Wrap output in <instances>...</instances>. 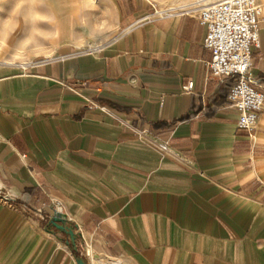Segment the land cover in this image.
Segmentation results:
<instances>
[{
	"label": "crops",
	"instance_id": "1",
	"mask_svg": "<svg viewBox=\"0 0 264 264\" xmlns=\"http://www.w3.org/2000/svg\"><path fill=\"white\" fill-rule=\"evenodd\" d=\"M81 1L46 0L39 60L0 38V264H264V110L237 127L203 0H98L105 39ZM258 39L264 93V4Z\"/></svg>",
	"mask_w": 264,
	"mask_h": 264
},
{
	"label": "built area",
	"instance_id": "2",
	"mask_svg": "<svg viewBox=\"0 0 264 264\" xmlns=\"http://www.w3.org/2000/svg\"><path fill=\"white\" fill-rule=\"evenodd\" d=\"M262 3L256 0H220L201 8L199 18L207 31L203 44L211 52L208 67L210 73L221 78H232L234 82L227 94V104L238 113L237 127L251 130L264 110V93L254 87L251 75V49L258 46V30ZM160 13V10H154ZM189 82L187 88H190ZM91 105L104 109L93 101ZM142 136L145 135L142 133ZM147 140L162 152H169L167 142ZM52 210V223L67 219L62 201L50 197L44 205ZM36 212L45 218L43 206ZM90 258L89 253L84 254Z\"/></svg>",
	"mask_w": 264,
	"mask_h": 264
},
{
	"label": "rangeland",
	"instance_id": "3",
	"mask_svg": "<svg viewBox=\"0 0 264 264\" xmlns=\"http://www.w3.org/2000/svg\"><path fill=\"white\" fill-rule=\"evenodd\" d=\"M163 4H179L194 0H156ZM212 0H203L204 6L211 4ZM79 3H75L78 6ZM81 23L89 28V23L95 25V30L88 34L91 38L109 36L106 31L107 17L105 8L99 6L98 0L81 1ZM46 0H0V38L3 47L7 49L20 48L32 61L39 60L40 50L35 44H42V40L50 37L52 26ZM69 9V8H68ZM64 10V19L71 18L74 14L69 9ZM84 9V10H83ZM60 17L56 18L59 19ZM102 39V40H103ZM2 47V46H1ZM40 53V54H38ZM2 60V58H0Z\"/></svg>",
	"mask_w": 264,
	"mask_h": 264
},
{
	"label": "bare ground",
	"instance_id": "4",
	"mask_svg": "<svg viewBox=\"0 0 264 264\" xmlns=\"http://www.w3.org/2000/svg\"><path fill=\"white\" fill-rule=\"evenodd\" d=\"M218 1H220V0H217V1H215V2H218ZM215 2H212V3H215Z\"/></svg>",
	"mask_w": 264,
	"mask_h": 264
},
{
	"label": "water",
	"instance_id": "5",
	"mask_svg": "<svg viewBox=\"0 0 264 264\" xmlns=\"http://www.w3.org/2000/svg\"><path fill=\"white\" fill-rule=\"evenodd\" d=\"M83 264V263H82Z\"/></svg>",
	"mask_w": 264,
	"mask_h": 264
}]
</instances>
